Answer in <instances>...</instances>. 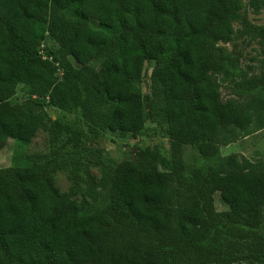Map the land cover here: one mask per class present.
<instances>
[{"label":"trees","instance_id":"16d2710c","mask_svg":"<svg viewBox=\"0 0 264 264\" xmlns=\"http://www.w3.org/2000/svg\"><path fill=\"white\" fill-rule=\"evenodd\" d=\"M246 3L264 11V0H0V150L39 130L52 149L0 167V264H264V161L221 153L264 129V78L219 46ZM241 25L264 45V27ZM219 77L243 99L223 101ZM149 124L164 127L168 157L147 146L116 162L101 147Z\"/></svg>","mask_w":264,"mask_h":264},{"label":"rangeland","instance_id":"374dc122","mask_svg":"<svg viewBox=\"0 0 264 264\" xmlns=\"http://www.w3.org/2000/svg\"><path fill=\"white\" fill-rule=\"evenodd\" d=\"M243 16H246L252 24L264 27V11L255 15L251 12L246 3V9L241 11L232 21L235 30L233 40L227 43H219V46L226 49L241 69L246 71L249 78H264V45L259 39L253 38L250 34H246L242 31L241 17ZM151 69L150 66V70ZM218 80L220 83V95L223 101L229 98H235L237 100L243 99L234 94V78L219 77ZM146 82L147 81L134 83V90L146 94L148 92ZM50 112L52 113V117L60 114L56 109H52ZM67 117L70 121L80 122V117L75 112L67 114ZM150 125L151 124H149L148 127L152 128L149 129L147 135L142 133L135 138L127 136L122 139L107 133L101 141V147H103L108 155L116 162L131 159L134 148H144L147 146H156L163 157H168L169 141L165 137L164 127ZM48 140L49 134L42 130H39L28 144H19L13 139H8L0 150V167L7 168L14 165H27V160L32 155L46 153L52 150L49 147ZM60 145L61 147H58L60 150L69 148L66 138H64ZM183 153L185 157H188L193 153V148L185 146L183 148ZM221 153L223 155L235 156L238 159L245 157L251 160L264 161V129L234 144L221 147ZM91 174L98 178L99 171L93 168L91 169ZM53 178L58 191L60 193H66L69 189L67 175L63 172H58ZM214 199L215 206L218 210H224L226 208L219 194H215Z\"/></svg>","mask_w":264,"mask_h":264},{"label":"water","instance_id":"95a60500","mask_svg":"<svg viewBox=\"0 0 264 264\" xmlns=\"http://www.w3.org/2000/svg\"><path fill=\"white\" fill-rule=\"evenodd\" d=\"M46 111H48L49 116L52 115V113L50 112L49 108H46Z\"/></svg>","mask_w":264,"mask_h":264}]
</instances>
